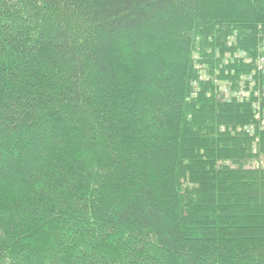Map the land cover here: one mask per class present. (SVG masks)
<instances>
[{
	"label": "trees",
	"instance_id": "obj_1",
	"mask_svg": "<svg viewBox=\"0 0 264 264\" xmlns=\"http://www.w3.org/2000/svg\"><path fill=\"white\" fill-rule=\"evenodd\" d=\"M263 50L264 0H0V264H264Z\"/></svg>",
	"mask_w": 264,
	"mask_h": 264
},
{
	"label": "built area",
	"instance_id": "obj_2",
	"mask_svg": "<svg viewBox=\"0 0 264 264\" xmlns=\"http://www.w3.org/2000/svg\"><path fill=\"white\" fill-rule=\"evenodd\" d=\"M255 63H256L257 71H259V72L260 71H264V50L258 56V59L256 60ZM248 80L252 81V76H249ZM252 86H253L252 83H250V87L249 88H252ZM249 91L250 90H247V89H240L239 92L237 94H233V96L234 97H238V98H240L242 100V99H245L248 96V92ZM260 105H261L260 103L254 102L252 104V109H253V112H254L255 120L258 121L260 123V125L264 126V115L261 112ZM247 130L249 131V128H247Z\"/></svg>",
	"mask_w": 264,
	"mask_h": 264
},
{
	"label": "bare ground",
	"instance_id": "obj_3",
	"mask_svg": "<svg viewBox=\"0 0 264 264\" xmlns=\"http://www.w3.org/2000/svg\"><path fill=\"white\" fill-rule=\"evenodd\" d=\"M219 50H220V49H219ZM220 53H221V52H220ZM203 56H204V54H203ZM206 57H208V56H206ZM206 60H207V59H206ZM215 60H216V59H215ZM234 60H235V59H234ZM203 61H204V60H203ZM248 66H249V65H248ZM228 67H229V66H228ZM218 71H219V70H218ZM228 72H229V71H228ZM211 74H213V73H211ZM219 74H220V73H219ZM219 74H218V75H219ZM225 76H226V75H225ZM200 83H201V82H200ZM236 84H237V83H236ZM199 86H200V85H199ZM199 86H198V87H199ZM233 89H234V88H232L231 90H233Z\"/></svg>",
	"mask_w": 264,
	"mask_h": 264
},
{
	"label": "rangeland",
	"instance_id": "obj_4",
	"mask_svg": "<svg viewBox=\"0 0 264 264\" xmlns=\"http://www.w3.org/2000/svg\"><path fill=\"white\" fill-rule=\"evenodd\" d=\"M242 54V53H241ZM240 54H238L237 56H239ZM253 63L254 61H247V63ZM254 64V63H253ZM226 94H228V93H226ZM230 94V93H229ZM228 97V96H227Z\"/></svg>",
	"mask_w": 264,
	"mask_h": 264
}]
</instances>
